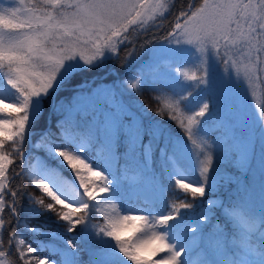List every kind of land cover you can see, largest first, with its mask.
<instances>
[{
  "label": "snow or ice",
  "instance_id": "1",
  "mask_svg": "<svg viewBox=\"0 0 264 264\" xmlns=\"http://www.w3.org/2000/svg\"><path fill=\"white\" fill-rule=\"evenodd\" d=\"M262 95L264 0H0V264H264Z\"/></svg>",
  "mask_w": 264,
  "mask_h": 264
},
{
  "label": "trees",
  "instance_id": "2",
  "mask_svg": "<svg viewBox=\"0 0 264 264\" xmlns=\"http://www.w3.org/2000/svg\"><path fill=\"white\" fill-rule=\"evenodd\" d=\"M116 66L117 67L119 66L118 62L116 64ZM134 99L137 100V101H139V102H141V103H145L150 109H154V107H155V105L148 98V94L147 93H145L142 96H137ZM157 119H159V117H157ZM173 127H175V125H173ZM176 131L179 132V129H176ZM211 138L212 137H210V139ZM197 211H199V209H197ZM190 215H191V213H190ZM194 219H195V217L194 216H191V219L188 222L191 224L192 220H194ZM192 226H195V225L192 224ZM130 235H132L131 231H125V232H123V237L124 238H126V237H128ZM45 242L47 243V241H45ZM37 243H40V241L37 240ZM41 246H43V245H41Z\"/></svg>",
  "mask_w": 264,
  "mask_h": 264
},
{
  "label": "rangeland",
  "instance_id": "3",
  "mask_svg": "<svg viewBox=\"0 0 264 264\" xmlns=\"http://www.w3.org/2000/svg\"><path fill=\"white\" fill-rule=\"evenodd\" d=\"M190 67V65H187ZM173 72H175V68L172 69ZM261 102L264 103V95L261 96ZM253 106L255 105V101L252 102Z\"/></svg>",
  "mask_w": 264,
  "mask_h": 264
}]
</instances>
